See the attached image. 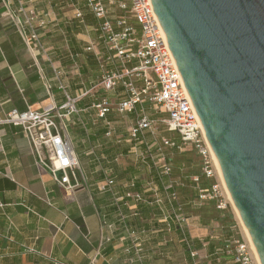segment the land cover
Listing matches in <instances>:
<instances>
[{
	"label": "crops",
	"instance_id": "1",
	"mask_svg": "<svg viewBox=\"0 0 264 264\" xmlns=\"http://www.w3.org/2000/svg\"><path fill=\"white\" fill-rule=\"evenodd\" d=\"M31 10L48 21L39 28L45 51L25 43ZM101 21L86 0H0V120L14 109L60 106L66 93L88 91L64 131L80 164L74 190L40 164L21 126L0 121V264H225L210 246L219 238L212 233L222 231L219 222L205 225L201 212L190 211L204 206L191 198L193 181L184 173L160 177L142 160L145 146L129 140L136 110L96 116L97 99L107 96L117 105L123 98L122 87L94 88ZM187 165L179 160L174 169L188 174ZM109 178L112 190H101ZM179 207L181 222L174 217Z\"/></svg>",
	"mask_w": 264,
	"mask_h": 264
},
{
	"label": "built area",
	"instance_id": "2",
	"mask_svg": "<svg viewBox=\"0 0 264 264\" xmlns=\"http://www.w3.org/2000/svg\"><path fill=\"white\" fill-rule=\"evenodd\" d=\"M86 6L96 17L102 18L98 37L100 50L96 51L101 76L94 88L102 86L109 91H116L118 87L123 89V98L117 105L111 103L107 96L97 99L93 104L96 116L102 119L112 110L120 113L136 110V120L128 130L129 140L147 147L142 160H150L162 178H173L171 158L175 150L184 152L188 147H195L203 161L201 169L204 176L213 179L209 187H196L198 204H212L221 213L229 209L235 211L212 146L171 53L152 0H86ZM26 14L24 22L29 32L24 34L25 43L31 49L45 51L39 28L48 24L47 19L32 10ZM76 17L82 21L84 14L77 10ZM87 93L77 96L66 93V101L60 106L41 109L30 106L25 112L14 109L0 120L23 128L38 153L40 164L51 172L58 184L68 190L80 185V164L64 131L67 122L75 120L81 113L78 102ZM151 108L163 114V118L150 117L148 109ZM161 125L165 126L166 131L178 134L179 140L177 137L160 135ZM149 134L151 139H147ZM199 180L200 177L195 175L193 183ZM114 185L115 179L109 178L101 190H112ZM136 197L142 200L140 194ZM176 198L177 193L173 192L171 199ZM178 210L174 217L181 222L182 207ZM233 239L231 246H227L229 258L226 264H260L248 238H241L238 232ZM137 251L142 252L141 244ZM190 252L193 257L199 255L193 248ZM140 253L139 257H142Z\"/></svg>",
	"mask_w": 264,
	"mask_h": 264
},
{
	"label": "water",
	"instance_id": "3",
	"mask_svg": "<svg viewBox=\"0 0 264 264\" xmlns=\"http://www.w3.org/2000/svg\"><path fill=\"white\" fill-rule=\"evenodd\" d=\"M264 264V0H152Z\"/></svg>",
	"mask_w": 264,
	"mask_h": 264
},
{
	"label": "trees",
	"instance_id": "4",
	"mask_svg": "<svg viewBox=\"0 0 264 264\" xmlns=\"http://www.w3.org/2000/svg\"><path fill=\"white\" fill-rule=\"evenodd\" d=\"M179 140V138H177ZM177 151V150H176ZM179 152V151H177ZM181 152V151H180ZM181 161L182 162H186L188 165V167L190 169L189 173H185L186 176H188V178H190L193 181V178L195 177V175L200 177L199 182H197L195 184V189L197 191V186H201V187H209L212 182L213 179H208L206 176H204L203 172H202V159L200 157V155L197 153L196 148L194 147H188V149L184 152H181ZM190 154V155H189ZM172 161V158H171ZM173 162V161H172ZM196 195H198V191L196 193ZM207 206V208H210L209 206H213L211 205H205ZM215 207V206H214ZM214 219L216 221L219 222L221 228H222V238L219 237L217 240V243H215L216 239H213L214 242H210V246L211 248L217 249V251H219L218 254H216V258H221L223 257L222 261L223 263H225V259L228 256V252H227V246H231L232 242H233V238L236 236L235 232H236V226H237V222L236 220H234V214L232 212V210H226L225 213H219L217 215H215ZM226 264V263H225Z\"/></svg>",
	"mask_w": 264,
	"mask_h": 264
},
{
	"label": "rangeland",
	"instance_id": "5",
	"mask_svg": "<svg viewBox=\"0 0 264 264\" xmlns=\"http://www.w3.org/2000/svg\"><path fill=\"white\" fill-rule=\"evenodd\" d=\"M137 108H139V110L141 109L140 108V105H138L137 106ZM148 113H149V115H150V117H153V118H163V114L161 115V114H159L158 112H157V110L156 109H153V108H151V109H148ZM161 131H159L160 133V135H167V136H171V137H177L178 138V134H176V133H174V132H170V131H166L165 130V126L163 125H161ZM152 138V136L149 134L148 135V138L147 139H151ZM140 146H143V145H140ZM145 146V145H144ZM147 149V147H142V149ZM145 154V153H144ZM173 159H172V161H173V169L175 168V169H177L178 168V164H179V160L181 159V155H182V153L179 151V152H177L176 150L173 152ZM141 156V155H140ZM149 162V161H148ZM185 168V167H184ZM183 168V169H184ZM173 170V171H177V173L175 172V175H173L172 174V177L174 176V177H177L178 175H180L181 173H187V168H185L184 170L182 169V170H180L179 172H178V170ZM189 184H190V182H189ZM193 188H194V185H193ZM196 193H197V191H196V189H194V190H192L191 189V191H190V195H191V198H192V200H194L195 198H196ZM198 203V202H197ZM199 205H201V204H199ZM191 207V206H190ZM199 207V208H198ZM198 207H196L195 209H193V210H190V211H192V212H198V213H200L201 215H202V217H201V219H202V221H203V223L205 224V225H210L211 224V222H213V221H211V220H213L214 219V217H215V215H217V214H219V213H221V212H219L218 211V209L216 208V207H214V206H209L210 208H207L206 206L204 207V206H198ZM183 210V209H182ZM198 210V211H197ZM230 210V209H229ZM235 214H236V220H237V222H238V232L240 233V235H241V238L242 237H246V239L248 238V236H247V232H246V230H245V228H244V226H243V224H242V221L240 220V217H239V215H238V213H237V210H236V208H235ZM222 214V213H221ZM243 231V232H242ZM242 232V233H241ZM222 232H221V230H219L218 231V233H215L214 234V232L212 233V235H216V236H218V237H223L222 236V234H221ZM244 233V234H243ZM245 235V236H244ZM250 237V236H249ZM216 239H218V238H216ZM249 239V238H248ZM227 258V257H226ZM228 260H226L225 259V263L227 262Z\"/></svg>",
	"mask_w": 264,
	"mask_h": 264
},
{
	"label": "bare ground",
	"instance_id": "6",
	"mask_svg": "<svg viewBox=\"0 0 264 264\" xmlns=\"http://www.w3.org/2000/svg\"><path fill=\"white\" fill-rule=\"evenodd\" d=\"M214 158H215V160L217 161V164L219 165V161L216 159V156H215V154H214ZM219 168H220V165H219ZM223 182H224V185H225V188H226V190H227V186H226V183H225V181H224V178H223ZM228 191V193H229V196H230V198H231V194H230V192H229V190H227ZM231 201H232V198H231ZM232 203H233V201H232ZM234 205V204H233ZM235 206V205H234ZM237 210V209H236ZM237 213H238V211H237ZM238 215H239V213H238ZM239 217H240V215H239ZM240 220H241V218H240ZM242 221V224H243V226H244V228H245V230H246V234H247V236H248V238H249V240H250V242H251V246H252V249L255 251V253H256V256H257V259L259 260V255L257 254V250H255V247H254V244H253V242H252V240H251V237H249L250 235L248 234V230H247V228L245 227V225H244V223H243V220H241ZM259 262H260V260H259Z\"/></svg>",
	"mask_w": 264,
	"mask_h": 264
}]
</instances>
